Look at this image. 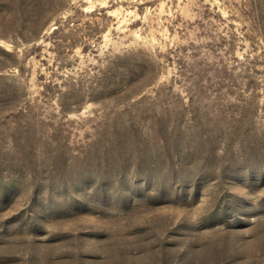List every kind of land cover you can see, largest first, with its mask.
Segmentation results:
<instances>
[{
  "label": "rangeland",
  "instance_id": "rangeland-1",
  "mask_svg": "<svg viewBox=\"0 0 264 264\" xmlns=\"http://www.w3.org/2000/svg\"><path fill=\"white\" fill-rule=\"evenodd\" d=\"M0 264H264V0H0Z\"/></svg>",
  "mask_w": 264,
  "mask_h": 264
}]
</instances>
